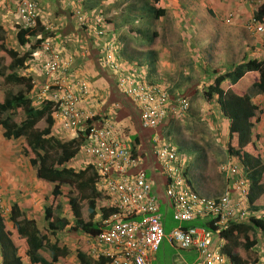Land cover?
I'll return each instance as SVG.
<instances>
[{"label": "built area", "instance_id": "1", "mask_svg": "<svg viewBox=\"0 0 264 264\" xmlns=\"http://www.w3.org/2000/svg\"><path fill=\"white\" fill-rule=\"evenodd\" d=\"M64 2L71 5L70 0ZM72 12L79 28L88 26L96 37L104 35L99 19L89 21L79 8ZM15 15L23 29H34L40 20L39 0H17ZM246 28L261 37L264 48V22L252 18ZM43 46L52 47L50 41H45ZM118 51L114 45L102 47V66L116 76L118 91L140 112L141 128L154 130L169 113L178 116L185 113L187 101L178 100L172 106L164 89L145 83L140 74L124 67ZM49 52L41 65L46 81L36 94V104L53 103L52 117L59 131L84 133L81 149L84 162L80 166L93 165L98 176V189L109 197V204L114 209L102 221L100 232L86 237L87 255L93 260L104 258L108 264H150L152 255L167 238L179 249L196 251L199 259L194 264H231L220 232L231 223L245 222L250 218L245 197L248 182L239 174L238 168L235 165L221 168L228 182L229 179L232 182L217 199L206 198L189 186L182 155L175 148L155 140L157 146L153 155L165 179L162 193L171 205L173 220L179 224L166 235L158 201L152 193L153 183L144 170L139 169L143 159L132 154L129 141H125L112 117L118 106L114 105L106 114L99 107H85L90 97L87 82L71 78L67 73L73 57L62 58L61 50L57 49H49ZM95 117L99 120L93 126H84L86 121ZM261 157L264 160V144ZM200 219L210 223L214 230L203 227L182 229L180 226ZM214 239L220 243L216 245Z\"/></svg>", "mask_w": 264, "mask_h": 264}, {"label": "trees", "instance_id": "2", "mask_svg": "<svg viewBox=\"0 0 264 264\" xmlns=\"http://www.w3.org/2000/svg\"><path fill=\"white\" fill-rule=\"evenodd\" d=\"M153 4H157L159 0H151ZM95 5V1H92ZM83 3H81L82 7ZM154 7V6H153ZM151 7L148 17L154 16L160 18L163 11ZM39 11L43 10L39 4ZM63 8V6H62ZM65 8V7H64ZM89 9L86 13L90 14L95 9ZM61 9V8H60ZM63 19L55 28V23L48 27L43 22L38 21L35 28L20 29L17 26L16 40L21 47L29 44V39L36 40L37 45L45 43L51 38L55 39V43L60 42L61 50H68V45L72 43V35L79 34L78 39L87 40L86 48L88 58L95 60L99 57V52L90 51V34L91 30L87 27L77 25L73 13L61 9ZM60 18V17H59ZM253 18L264 22V4L257 7L253 13ZM65 21V22H64ZM68 24L70 27H68ZM4 30L0 25V52H3L10 62L5 65L3 59L0 58V78L3 82L10 86H21L16 93L9 90L5 93L0 101V127L2 136L6 140L25 139L27 147L34 153L35 157L29 160L31 167L35 169V176L38 180H42L53 184L52 195L54 197L61 195L60 186L68 185L76 191L75 196L69 197V207L73 215L71 223L61 217L51 218L49 207L45 209V220L48 230H39L35 220L27 219L23 216L21 208L17 203H13L8 211L7 221L12 224L17 235L24 240L25 257L30 264H57L60 259L66 258L70 251L66 245H61L59 239L55 238L50 241V233L54 235L56 226L60 228L68 227L72 234H81L84 237L94 236L100 232L102 221L114 212L110 205L99 210V220L94 222V216L97 210V200L100 194L96 193L94 186L97 180L93 165H86L84 169L75 171L69 167V164L80 155L82 146L84 145V133L77 131L68 140H59L53 136L54 119L52 117L53 103L49 101L36 104V94L40 92L41 85L35 89V81L33 77L22 73L27 69V62L32 60L31 54L36 50L33 47L30 53H19L18 51L8 48L5 44ZM62 43H65L64 46ZM92 47V46H91ZM86 57V58H87ZM98 62V60H97ZM99 65V62H98ZM71 67V66H70ZM70 67L67 73L70 72ZM22 71V72H21ZM22 73V74H21ZM253 74L247 85L244 86L242 92L237 91V83L245 76V74ZM73 78V77H71ZM35 89V90H34ZM250 90H256L258 94L264 95V60L245 58L241 64L234 67L233 71L225 74H216L213 81L207 84L205 99L211 101L216 100L224 117L228 119L227 132L229 142L222 148L225 153L233 158H236L242 166L244 176L249 182V193L247 194L248 205L251 211L264 213V164L257 152L256 157L248 152L243 151L248 145H255L261 142L260 138H254V127L258 123L261 113L259 107L252 101ZM37 98V97H36ZM112 100L111 103H116ZM118 103V102H117ZM120 104V103H119ZM136 109L134 106H131ZM137 111V110H136ZM119 116L117 119H123L125 116L124 110L116 109ZM115 112L116 115H118ZM101 115V114H100ZM21 117L19 121L15 118ZM100 117V116H99ZM99 117H95L86 121L84 126H93ZM45 123L43 129L36 128L39 122ZM118 126H121L118 124ZM138 126L136 125V128ZM141 129V128H140ZM139 133V131H138ZM85 134L87 132L85 131ZM260 137V134H259ZM139 139L135 137L134 146L138 145ZM256 149V148H255ZM135 155L136 152L133 151ZM144 159L142 156H139ZM144 163V161H143ZM142 169V166H139ZM261 201L258 204V201ZM86 202L88 220L82 215V204ZM258 214V213H257ZM51 218V219H50ZM3 217L0 207V257L4 264H22V258L18 255V246L12 240L11 233L5 229L8 223ZM202 225L199 221L194 223H184L181 227L186 229ZM54 228V229H53ZM203 228L213 231L214 228L207 222ZM165 231V230H164ZM260 231H264V217H250L247 222H234L224 231L220 232L221 239L228 245L225 252L229 255L231 264H257V253L254 251V246L258 243V235ZM78 236V235H77ZM82 240L84 241L83 237ZM233 245V246H232ZM232 247V248H231ZM242 248V253L233 252L234 249ZM49 253V259L43 257V252ZM76 259L79 264H108V260L100 258L93 260L86 254V251L76 250Z\"/></svg>", "mask_w": 264, "mask_h": 264}, {"label": "crops", "instance_id": "3", "mask_svg": "<svg viewBox=\"0 0 264 264\" xmlns=\"http://www.w3.org/2000/svg\"><path fill=\"white\" fill-rule=\"evenodd\" d=\"M150 1L147 3L146 9H144L146 11L145 14L150 12L152 6H158L157 8L164 12L158 19L154 29L149 25V19H146V26H140L139 24L136 28H133L131 25H126L128 21H140L142 18L146 17L144 13H138V10L144 8V4L142 7L133 8L135 12L128 16L127 22L121 21V23H118L117 20L120 21V18H118L114 24L112 19L122 16V12H118L107 21L104 19L106 24L105 35L103 37L100 39L94 38L93 36L90 37L92 42L90 51H98V55L101 57L100 53H102V47L114 44V46L119 49L118 44L120 43L121 52H123L122 56H120L121 59L125 64L130 62L138 65L140 68L144 67L143 71L145 73L147 72L146 74L148 77L144 78L141 73L140 77L144 79L145 83L149 82L150 84L158 85L164 89L167 92L171 105L178 99H186L188 101L189 109L185 119V126L189 128V130L190 127L197 128L193 133L194 137H191V139L199 142L204 141V136L201 135V132L202 130L207 131V134H205L206 143L203 146L207 149L209 155L211 153L214 156L217 153L219 157L218 161L212 163L211 171L208 176L203 177L197 170L194 169V172L192 170V176L195 178L196 186L199 189L198 191L192 187L190 180L187 178V159L185 160L183 158L184 161L182 162V166L185 169V178L189 186L197 194L209 199H217L228 190L229 186L226 176H223L222 173L220 174L218 168L233 166L234 164L238 166L239 161L236 158L228 156L222 148L229 142L227 132V126L229 125L228 119L223 116L215 99L211 101L205 99V92L207 84L213 81L216 74H225L233 71L234 67L241 64L245 58H256L260 61L264 60V48L261 37L252 34V41V39L247 38L245 31V22L250 16H253L254 11L262 4L263 0H249V3L245 1L250 7H253L252 14L250 15H248V9L243 6L242 0H184L188 6H183L180 0H159L155 5ZM256 2H258V5ZM45 3V8L39 11L42 21L48 18L46 9L48 8L47 5L52 3V0H47ZM112 3L110 7H112ZM8 5L9 0H0V25L2 28L4 24H11L14 18V13L6 10ZM226 5L230 7L227 8ZM110 7L107 8L111 11ZM107 8L105 11H109ZM140 14L144 17H140L139 20L138 17ZM147 18L150 17L147 16ZM58 22L60 23V20H58ZM58 24L54 27L57 28ZM181 29L183 30L182 33H180ZM188 29L194 31L201 29L204 32L201 34L195 32L196 35L193 33L187 35ZM218 29L221 30V32L218 31L219 34L217 33ZM72 36V43L68 45V50L62 51L61 54H71L76 58L70 67V73L74 78L81 77L87 81L90 97L84 106L99 107V110L103 114H106L111 108L109 105L110 102L114 100L113 93L117 90L115 86L116 83L112 79L113 74L110 72L112 74L110 75L105 69L96 68L94 64L95 60L93 61L87 56V58H81L78 52L80 45L76 41L77 37L75 35ZM118 38H120V42H117ZM79 42H84L86 45L87 40L82 39V41L80 40ZM56 45L61 50L62 47H60L57 42ZM252 75L253 74L250 73L245 74L237 83L236 90L242 92V88L247 85V82H243L251 78ZM206 81L208 82L205 84ZM251 94L253 103L257 105L261 111V113L257 115L260 116V118L254 127L253 134V139L257 137L259 139L260 132L264 130V120L262 121L264 115V99L263 94H258L256 90H253ZM136 110L137 109H135V111ZM136 112L138 114L136 119L137 129H139L140 114L138 110ZM118 123L122 125L121 122ZM165 128L166 125L161 128V134L166 132L163 131ZM122 131L124 134V128H122ZM124 137L125 141H129L132 147H134L133 151L136 152L138 156H143L142 152L144 151L142 150L144 147L149 146L148 143H150V145L152 144L146 137L143 140L139 133H125ZM135 137L139 139L136 147L133 144V142H135ZM212 137L216 144L212 143L210 140ZM193 140H191L192 144H194ZM262 144V142L261 144L259 143L258 147L257 144L256 146L253 144L248 145L243 148V151L256 157L257 152L259 154V150H261ZM140 151H142L141 154L139 153ZM149 153L152 152L150 151ZM144 157L145 160L141 166L146 177L153 183L152 193L158 201L159 213L162 217V223L166 233L167 227L164 223V213L167 208H171V205L160 191V189H164L165 187V179L161 174L160 166L157 161L152 157L151 162L148 157L146 158V155ZM6 192L8 193L7 190L2 191L0 195H6ZM229 197L231 198V195H229ZM257 203L260 204L261 201L259 200ZM160 207L163 208L164 213H161ZM248 208L251 210L249 205ZM256 213H258L256 218L264 217V213L261 210L258 212L251 211L252 215ZM26 218L32 219L29 217ZM197 221L202 225L195 227L202 228L207 225V221L203 219L195 220L190 223ZM257 237L258 243L254 246V251L257 253L256 255L258 258L257 264H264V231H260ZM214 242L216 245L220 243L218 239H214ZM224 244L225 251L228 245H226V243ZM160 248L152 255L150 264L159 260ZM167 251H172L171 257H173L175 264H194L199 259V255L196 251L182 250L169 242ZM238 251L239 250L235 247L233 252L239 253ZM1 262L2 260L0 257V263ZM22 264H30V262L28 261L25 263L23 260Z\"/></svg>", "mask_w": 264, "mask_h": 264}, {"label": "rangeland", "instance_id": "4", "mask_svg": "<svg viewBox=\"0 0 264 264\" xmlns=\"http://www.w3.org/2000/svg\"><path fill=\"white\" fill-rule=\"evenodd\" d=\"M64 1L65 0H52V3H49L47 5L48 8L46 7L47 8L46 10H47L48 18L43 19V23L46 26L50 27L53 25V23L57 25L59 23L58 20L62 21L63 18L57 15L56 13L57 10H58V14H62L61 9H63L64 11L72 12L71 5H69L68 2L65 3ZM92 1H95L96 4H98L95 6L96 8H92V6L95 5ZM149 1L150 0H70L71 4L74 5L73 10L80 7L82 8L84 12H87L89 9L92 8V9H95V11L93 12H98V13L100 12L106 21L110 19V17H112L114 14L118 12L119 13L122 12L121 17H114V19H112L113 20L112 22L114 24L116 23V20L118 18H120V21L117 20L118 23H121V21L127 22L128 16L131 13L134 14L135 12L133 11V8L142 7L143 4H144V8L138 10V13L145 14L146 11L144 9H146L147 7L146 5ZM245 1L249 3V0H242V2H243V6H245L246 9H248L247 11H249L248 15H250L252 14L253 7H250L249 4L245 3ZM15 2L16 0H9L8 8H6L8 12L14 13ZM45 2H47V0H42V1L39 0L40 7L42 9L45 8V5H44L46 4ZM150 2L153 3L152 1ZM81 3H83L82 7H81ZM111 3L113 4L112 7H110ZM180 3L183 6H188V4L185 3L184 0H180ZM256 4L258 5V2H256ZM262 4H264V0L262 1ZM226 6L227 8L230 7L229 5H226ZM107 7H110L111 11ZM157 7L158 6L153 7V8L157 9ZM106 8L109 11H105ZM141 14L138 17V19L140 17H144V16L146 17L142 18L141 20L139 19L140 21H134V20L128 21L126 25L127 26L131 25L133 28H136L139 24L140 26H146L147 24L146 19H149L148 20L149 25H151V27L154 29L155 25H157V21L159 18H155L154 16H152L151 18H147L149 13L145 14L144 16H142ZM252 17L253 16H250L245 22V31L247 34L246 35L247 38L252 39L253 41V36H252L253 33H251L246 28L247 24L252 19ZM14 18H15V15H14ZM14 18L12 19L11 24L3 25V28H4L3 30L5 33L4 35L5 44L7 45L8 48L14 49L21 54L30 53L29 51H31L33 47H36V50H34V52L31 54L30 59L32 58L33 59L27 62L28 64L27 69L21 72L33 77L35 81V89H37V87H39L40 85L42 86V84H44L46 81L44 74L42 73V70H41V65L43 64L44 60L49 56L50 54L49 49H51L52 51L54 49L60 50V48L57 47L54 38H51L50 40H46V41L51 42L52 47H49V49L43 46L45 43L41 45H37L36 40L33 38L29 39V44H27L26 46L24 47L19 46L15 38V35L17 32V26H15L16 20H14ZM68 27H70L69 24H68ZM218 31L221 32V30L218 29L217 30L218 34H219ZM182 32L183 30L181 29L180 33ZM195 32L197 34H201L204 31H202L201 29H198L196 31L192 29H188L187 35L191 33L196 35ZM75 36L77 37L78 34H75ZM78 38L79 37L76 38V41L80 44V48H78L79 55L81 56V53L87 54V48H86L85 43L84 42L80 43L79 42L80 39ZM120 41H121L120 38H118L117 42H120ZM58 44L61 45L60 42H58ZM64 44L65 43H62L63 46ZM118 45H119V51L117 53L119 56H122L123 52H121L120 43ZM0 58L3 59V64L5 65H7L10 62V59L3 52H0ZM97 60L98 58H96L94 61L95 63L94 62L93 63L96 65L95 66L96 68L101 69L100 66L98 65ZM125 67L127 70H133L135 74L137 75L141 73L144 78L148 77L146 74L147 72L145 73L143 71L144 67L140 68L138 65L130 63V62H128V64H125ZM107 72L109 71L107 70ZM109 74L112 75L110 72ZM112 79L115 81V77L113 75H112ZM248 79L250 80V78ZM248 79H246L243 83L247 82ZM207 82L208 81H206L205 84ZM21 88H22L21 86H10L4 83L3 79L0 78V101L4 97L7 90L13 93H16ZM252 92L253 90H250L249 93L251 94ZM34 99L36 100V97H34ZM113 99L114 101L117 100L118 104L120 103L118 109L122 111L124 110V113H125V116L123 117V119L118 120L116 116H119V113L116 112L118 115H115V109L113 110L114 117L116 118L118 122H121L122 124L121 127L124 128V134L125 133L130 134L134 132L137 134L139 131V135L143 140L145 137L148 140L150 139L153 140L154 134H156L157 136L159 135L161 139L167 142L164 145L177 149L184 156V159L185 160L187 159V162H186V168L188 169L187 178L190 180L192 187H194L195 190L198 191L199 189L196 186L195 178H193L192 176V170L193 172H194V169L197 170L203 177L208 176V174L211 171L212 163L218 161V157H219L217 153L214 156L211 153L209 155V152L203 146L206 143L205 134H207V131L202 130L201 132V135L204 136V141H201V142L195 141L191 139V137H194L193 133L196 131L197 128L195 129L194 127H190V130H189V128L185 126L186 117H177L174 115H169L168 119L164 122V125H166V128L163 131H166L165 133H162V134L160 133V131L162 130L161 129L162 127L156 131L142 130L140 128L137 129L136 119H137L138 114L133 107L129 106L130 105L128 104L129 101L125 97L120 95L118 91H114ZM116 103L110 102L109 105L111 106ZM20 118L21 117H17L15 119L16 121H19ZM263 120H264V115H263L262 121ZM44 126H45V123L42 120V122H39L36 125V128L43 129ZM260 134H261L260 138L262 136L261 142L263 143L264 142V130L263 132H260ZM54 135L59 140H68L71 136L66 132L65 133L64 132H61V133L54 132ZM161 139H159V141H162ZM191 140L194 141L193 142L194 144H192ZM210 140L212 141V143L216 144L213 137ZM148 145L149 146L144 147V149L142 150L145 153L142 151H140L139 153L141 154L142 152V155H143L142 157L144 158V160H145L144 156L146 155V158L148 157L149 160L152 162L153 154L149 152L150 151L152 152V149H154L156 145L153 143L151 145L150 143H148ZM34 157L35 155L27 147L25 139L22 138L19 140H5V138H3L2 136V129L0 127V193H2V191H5V190L8 191V193L6 192V195H3V194L0 195V207H1L4 219H6L7 221L8 211L10 210L9 208L11 204L17 203L19 207L21 208L23 216L25 218L29 217L35 220L39 230H48L47 228L48 221L46 222L45 220L46 207H49V211L51 213V216L49 217L53 219L57 217H61L71 223V220L73 219V215L70 210L68 201H69L70 196L76 195V191L73 188L69 187L68 185H61L59 188L61 195L54 197L52 195L53 184L42 181V180H38L36 178L35 169L31 167L30 162H29V160ZM83 162H84L83 155L80 154L77 158V161L73 162L70 165L74 167L75 171H79L85 168V164L83 167L80 166V164ZM79 167L81 168L79 169ZM218 172L220 174L222 173V175L225 176L224 173L221 172L219 168H218ZM162 189H160L161 192H162ZM99 194L100 196H99V199L97 200V210L94 216V222H98L99 220L100 208L107 207L109 206V203H110L107 196H105L104 194L100 192ZM160 210H161V213H164L163 208H161ZM172 213H173V210L170 207L167 208V210L164 213L165 214L164 223H165V226L167 227L166 235H168L169 232L173 228L178 226V223H176L172 219ZM82 215L85 218V220H88L86 202L82 204ZM255 215H258V214L256 213ZM5 229L11 233L12 240L18 246V255L21 256L22 260H24L25 263L28 262L27 258L25 257L26 248H25L24 240L17 235L16 230L12 227L11 223L9 222L6 223ZM68 229H69L68 227L61 229L60 226L59 227L56 226L55 231H53L55 234L52 235L50 233V236H49V239L51 242H53L55 238L56 239L58 238L60 244L66 245L70 251L69 255L66 258L60 259V262L57 264H79V262L76 259V250L86 251L88 248L87 245L85 244V241L82 240L81 234H77L78 235L77 236L76 234H72V232H70ZM161 245L162 246H160L161 248L159 250L160 258L157 262H154L153 264H175L173 257H171L172 251L171 252L167 251V248H168L167 238H165V240L163 241ZM237 250H240L239 252L242 253L241 247ZM42 255L43 257H47L49 259V253L47 251L43 252Z\"/></svg>", "mask_w": 264, "mask_h": 264}, {"label": "clouds", "instance_id": "5", "mask_svg": "<svg viewBox=\"0 0 264 264\" xmlns=\"http://www.w3.org/2000/svg\"><path fill=\"white\" fill-rule=\"evenodd\" d=\"M17 1V0H16ZM70 5V4H69ZM14 6H15V9H14V15H15V11H16V2H15V4H14ZM71 7H72V11H73V7H74V5H72L71 4ZM79 9L84 13V15L88 18V20L89 21H91V20H93V19H99V22L101 23V25H102V28L104 29V35H105V20H104V18H103V16L101 15V13L99 12H92V13H90V14H87L86 12H84L83 10H82V8H80L79 7ZM73 13V12H72ZM97 15V16H96ZM253 18V17H252ZM39 19H40V16H39ZM15 20H16V24H18L19 25V21H18V19H17V17H16V15H15ZM40 22H43L41 19L39 20ZM92 22V21H91ZM84 27H87L88 28V26H84ZM19 28L20 29H23L20 25H19ZM18 31V30H17ZM17 33V32H16ZM103 35V36H104ZM91 36H93L94 38H97V39H100L101 37H96L95 35H93L92 33L90 34V37ZM102 36V37H103ZM15 38H16V35H15ZM81 40V39H80ZM82 41V40H81ZM81 43V42H80ZM44 44V43H43ZM80 45V44H79ZM111 45H114V44H111ZM62 52V51H61ZM66 54V53H65ZM67 54H69V53H67ZM101 54V57L99 56L98 57V62H99V66H100V68L101 69H105L103 66H102V53H100ZM62 55V58H66L67 56H72L71 54H69V55H63V54H61ZM86 56H88V53L87 54H85V53H81V58H86ZM73 57V62H74V60L76 59L74 56H72ZM100 58V59H99ZM121 58V57H120ZM123 61V60H122ZM73 62H72V64H73ZM124 63V62H123ZM71 64V65H72ZM124 67H125V63H124ZM106 71H107V69H105ZM69 75L71 76V77H73L72 75H71V73L69 72ZM114 75V74H113ZM115 76V75H114ZM80 79H82V78H80ZM85 80V79H84ZM142 80H144L143 78H142ZM86 81V80H85ZM87 82V81H86ZM115 83H116V76H115ZM149 83V82H148ZM115 86H116V88H117V85L115 84ZM116 91H118V89L116 90ZM118 93L120 94V95H122L119 91H118ZM167 93V92H166ZM123 96V95H122ZM124 97V96H123ZM169 99V98H168ZM128 100V99H127ZM178 100H185V101H187L186 99H178ZM177 100V101H178ZM129 101V100H128ZM177 101L176 102H174V104L173 105H176V103H177ZM130 102V101H129ZM131 103V102H130ZM187 103H188V101H187ZM132 104V103H131ZM35 105H36V103H35ZM114 105H117L118 107H119V104L118 103H116V104H114ZM114 105H111V108L114 106ZM172 105V106H173ZM132 106H134L133 104H132ZM135 107V106H134ZM110 108V109H111ZM136 108V107H135ZM137 109V108H136ZM188 109H189V103H188ZM188 109L185 111V113L184 114H182V115H174V116H177V117H187V113H188ZM115 112H116V110H115ZM139 114H140V112H139ZM116 115V114H115ZM169 115H173V114H171V113H169L168 114V116H167V118L165 119V121L168 119V117H169ZM140 116V115H139ZM112 117L114 118V120H115V122H116V124H117V127H118V130H121L120 132H123L122 131V128L120 127V126H118V121L116 120V118L114 117V113L112 114ZM164 121V122H165ZM164 122L159 126V127H157L156 129H154L153 131H156V130H159L161 127L163 128L165 125H164ZM140 128H141V125H140ZM142 130H144L143 128H141ZM54 132H57V133H61V131H59L58 132V129H56V126H54L53 127V136L55 137V135H54ZM69 135H75V133L74 132H70V133H68ZM70 136V137H71ZM57 138V137H56ZM150 139V138H149ZM159 139H161L160 137H159V135L157 136L156 134H154V137H153V140L152 139H150V142H152L153 144H155L156 145V142H155V140H157L160 144L161 143H163V144H165V143H167L165 140H163V139H161L162 141H159ZM6 140V139H5ZM130 143V142H129ZM263 144H264V142H263ZM263 144L261 145V146H263ZM130 145H131V143H130ZM157 146V145H156ZM155 146V147H156ZM131 149H132V145H131ZM261 149H262V147H261ZM154 150H155V148L154 149H152V154H153V152H154ZM177 150V149H176ZM178 151V150H177ZM260 151V159H261V162L264 164V160L262 159V157H261V150H259ZM179 152V151H178ZM80 154H81V152H80ZM179 154H180V152H179ZM181 155V154H180ZM79 156V155H78ZM78 156L72 161V163L73 162H76L77 161V158H78ZM135 156H138L137 155V153L135 154ZM139 157V156H138ZM153 157H154V155H153ZM183 157V156H182ZM141 158V157H140ZM184 158V157H183ZM142 159V158H141ZM154 159H155V157H154ZM156 160V159H155ZM143 161H144V159H143ZM71 163V164H72ZM240 163L238 162V166H236L235 164V166L238 168V171H239V174H241L245 179H246V181L248 182V180H247V178L244 176V173H243V169L241 170V166L239 165ZM69 167L70 168H72V169H74V167L72 166V165H70L69 164ZM86 167V166H85ZM81 167H79V169H80ZM84 169V168H83ZM220 170H221V168H220ZM222 172V171H221ZM96 173V172H95ZM224 173V172H223ZM225 174V173H224ZM97 182H98V176H97V180H96V184H95V186H94V190H95V192L96 193H102V194H104L102 191H100L99 189H98V184H97ZM232 182V180H230L229 179V183H231ZM249 193V182H248V192L246 193V203H247V205H248V198H247V194ZM105 196H107L106 194H104ZM108 197V196H107ZM108 199H109V197H108ZM110 205V204H109ZM10 209V208H9ZM250 211V217H252V214H251V210H249ZM172 216H173V214H172ZM253 216H256L255 214L253 215ZM173 219V218H172ZM249 220H250V218H249ZM193 222V221H192ZM245 222H247V221H245ZM190 223V222H189ZM184 224V223H183ZM12 225V224H11ZM182 225V224H181ZM102 228V227H101ZM82 237H83V239H84V241H86V237H84V235H82ZM84 251V250H83ZM86 254H87V250H86ZM89 257V256H88ZM0 264H4L3 262H1Z\"/></svg>", "mask_w": 264, "mask_h": 264}]
</instances>
